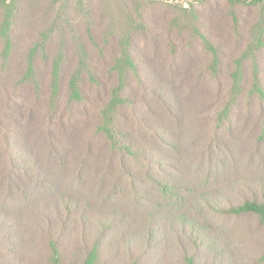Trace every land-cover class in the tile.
Segmentation results:
<instances>
[{
  "label": "trees",
  "instance_id": "trees-1",
  "mask_svg": "<svg viewBox=\"0 0 264 264\" xmlns=\"http://www.w3.org/2000/svg\"><path fill=\"white\" fill-rule=\"evenodd\" d=\"M209 3L227 6L218 16L223 19L220 26H209L213 19L197 11ZM154 4L172 6L178 13L169 8L174 17L167 26L159 24L148 18ZM173 27L186 46L194 40L203 43L213 71L220 66L223 43L236 49L235 91L241 90L243 62L251 59L257 69L256 59L264 54V0H180L175 5L163 0H0V93L25 87L38 99L46 80L48 121H53L61 93L72 102L82 100L85 88L105 93L93 135H102L110 152L131 161L118 162L108 193L144 213L134 229L118 228L128 225L123 211L108 210L107 215L94 217L93 206L72 198L70 191L48 177L31 152L8 138L7 115L0 112V264H171L149 254L157 242L152 245L157 233L155 210L174 191L161 175L168 163L153 153L177 149L178 144L161 136L163 128L150 122L138 123L143 128L136 134L123 130L116 115L119 106H131L125 97L130 84L137 88L143 84L134 54L139 42L158 49L164 32ZM253 92L264 103V89L256 78ZM155 95L158 103L165 104L159 93ZM91 138L88 135L87 140ZM212 139L203 146L208 154L216 146ZM262 144L264 126L251 149L253 158ZM206 205L224 215H254L264 226V202L245 197L225 208L211 201ZM175 242L181 249L179 235ZM196 260L193 247L191 253H177L176 263L197 264ZM253 262L264 264V244Z\"/></svg>",
  "mask_w": 264,
  "mask_h": 264
},
{
  "label": "rangeland",
  "instance_id": "rangeland-1",
  "mask_svg": "<svg viewBox=\"0 0 264 264\" xmlns=\"http://www.w3.org/2000/svg\"><path fill=\"white\" fill-rule=\"evenodd\" d=\"M163 1L175 5L180 0ZM152 7L148 18L166 26L173 13H178L165 4ZM226 8L223 3H209L197 11L212 18L209 26L214 27L223 22L218 16ZM177 30L173 27L165 31L158 49L139 42L134 54L143 84L137 85L139 88L130 84L125 97L131 100V106H119L116 115L123 130L136 134L143 128L138 123L150 122L163 128L161 136L178 144L177 149L153 153L160 162L168 163L161 175L173 184L174 191L169 201L155 210L157 233L152 245L157 242L149 254H157L151 255L155 260L181 264L176 263L177 253H191L193 247L197 264H256L253 259L264 244V226L257 217L224 215L209 210L206 204L211 201L225 208L230 203H242L245 197L264 202V144L258 147L255 158L251 150L264 126V103L253 92L255 78L264 89V54L256 59L257 69L251 59L243 62L241 90L235 91L232 58L236 49L223 43L220 66L213 71L203 43L194 40L186 46L177 38ZM41 90L43 95L38 99L25 87L0 93V112L7 115L4 125L9 128L8 138L31 152L48 177L70 191L72 198L93 206L94 217L107 215L108 210L123 211L128 215V225L118 228L134 229L144 213L108 193L118 162L131 161L119 152H110L102 135H93L106 94L85 88L82 100L72 102L61 93L53 121H48L46 80ZM158 93L165 104L155 99ZM88 135L92 136L90 140ZM212 137L216 146L208 154L203 146ZM178 235L181 249L175 242Z\"/></svg>",
  "mask_w": 264,
  "mask_h": 264
}]
</instances>
